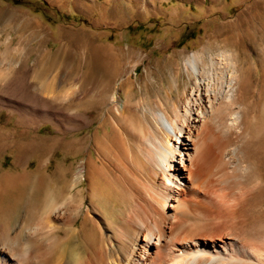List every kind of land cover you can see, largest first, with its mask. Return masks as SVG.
Wrapping results in <instances>:
<instances>
[{
	"label": "rangeland",
	"instance_id": "374dc122",
	"mask_svg": "<svg viewBox=\"0 0 264 264\" xmlns=\"http://www.w3.org/2000/svg\"><path fill=\"white\" fill-rule=\"evenodd\" d=\"M224 26L231 31L229 35L242 40L244 47L236 48L235 54L246 74L237 100L209 123L207 144L226 162L227 153L235 155L256 141L257 119L264 118V0H0V48L9 45L8 57L15 54L21 77L33 85L22 99L17 95L0 98V174L25 171L31 177L22 189L16 215L27 208V202L30 209L41 200L45 188L58 193L59 174L64 173L63 181L65 176L71 178L80 162L96 159L95 148L105 161L117 152L121 163L140 156L142 143L146 150L162 152L159 138H154L155 145L154 139L149 140L154 147L150 148L138 136L145 135L148 126L155 128V113L172 123V100L165 105L160 102L173 83L172 96L181 95L188 86L186 59L201 50L205 56L214 54L209 37L220 40L214 30ZM249 38L259 40L263 49ZM170 59H176L179 67L174 82L171 72L175 70L167 66ZM119 83L125 107L115 112L110 94ZM75 84L78 91L72 95ZM49 87L67 100L52 99V103L45 99ZM166 122L165 130L173 135L176 127ZM170 144L177 146L169 168L174 173L181 169L180 158L184 163L191 145L174 137ZM240 157V153L234 156L233 167ZM110 168V164L104 167L106 181L112 176ZM256 168L255 161L239 166L241 172ZM243 179L248 187L264 183L258 172L249 178L250 183ZM75 191L80 192L78 199L84 198L83 210L92 206L88 198L96 197L97 205L89 216L97 221L103 236L108 235L114 209L126 207L120 210L124 214L129 209L128 200L123 204L117 192L114 198L107 185L82 178ZM150 250L154 252V246ZM259 264H264V255Z\"/></svg>",
	"mask_w": 264,
	"mask_h": 264
},
{
	"label": "bare ground",
	"instance_id": "6f19581e",
	"mask_svg": "<svg viewBox=\"0 0 264 264\" xmlns=\"http://www.w3.org/2000/svg\"><path fill=\"white\" fill-rule=\"evenodd\" d=\"M25 22L28 23V19ZM214 32L221 37L220 40L209 37L215 53L205 56L201 50L198 55L188 57L185 62L188 86L175 99L172 94L176 88L174 83L171 84L165 100L160 102L165 105L167 100H172V123L155 113L154 121L158 127L148 126L145 135L138 136V140L142 136L145 142L159 138L160 142H157L162 145V152L146 150L142 143L141 152L138 150L140 156L121 163L117 152L105 161L100 150L95 148V161L80 162L72 171V177L65 176L64 181V173L59 174L58 193L45 188L41 200L32 203L30 209H27V202V208L17 215L16 205L31 177L25 171L23 174L10 171L0 174V264H259L262 261L264 183L248 187L240 179L244 180V177L250 183L249 178L257 172L264 178V118L257 119L256 141L235 155L227 153L226 162L207 144L211 138L210 121L217 115L223 116V107L237 100L244 89L243 82L246 83L245 68L238 66L240 59L235 54L236 48L244 47L242 40L229 35L231 31L225 26ZM249 41L261 48L259 40L249 38ZM8 48L6 44L0 48V98L5 95L16 98L17 95L22 99L20 97L33 85L29 78L21 77L14 61L15 54L8 57ZM170 60L167 66L175 70L171 72L174 82L179 67L176 59ZM120 84L110 94L115 112H121L125 107L118 93ZM51 87L45 91V96L41 93L43 97L64 103L67 96L54 92ZM77 88L73 85L72 95ZM165 122L171 128L176 127L172 130L173 135L165 130ZM172 137L175 140L181 138L182 143L184 138L191 145V151L184 153V163L180 158L181 169L174 173L169 172L177 148L170 144ZM239 153L241 157L233 167L232 159ZM254 161L256 171L239 170L243 162ZM107 164L111 165L109 171L112 173L108 181L104 180ZM82 178L92 184L107 185L110 195L115 198L117 192L123 204L129 202L125 214L120 210L126 207L114 209L108 222L110 229L106 230L108 235L103 236L97 221L89 216L97 205L96 197L90 194L88 199L92 206L82 209L84 198L78 199L80 192L75 191ZM186 197L191 201L183 199ZM151 246H154V252H151Z\"/></svg>",
	"mask_w": 264,
	"mask_h": 264
}]
</instances>
